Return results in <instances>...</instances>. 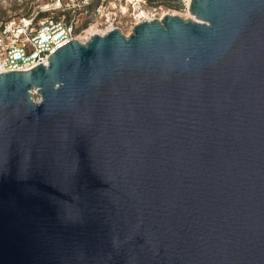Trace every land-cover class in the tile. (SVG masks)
I'll use <instances>...</instances> for the list:
<instances>
[{
	"label": "water",
	"instance_id": "water-1",
	"mask_svg": "<svg viewBox=\"0 0 264 264\" xmlns=\"http://www.w3.org/2000/svg\"><path fill=\"white\" fill-rule=\"evenodd\" d=\"M188 12L0 73V264H264V0Z\"/></svg>",
	"mask_w": 264,
	"mask_h": 264
},
{
	"label": "built area",
	"instance_id": "built-area-1",
	"mask_svg": "<svg viewBox=\"0 0 264 264\" xmlns=\"http://www.w3.org/2000/svg\"><path fill=\"white\" fill-rule=\"evenodd\" d=\"M84 1L70 5L63 0H46L27 15L0 21V73L29 70L39 63L46 65L48 56L66 42L75 39L84 43L93 35L119 28L114 23L118 16L115 6L111 9L113 18L106 16L105 24L93 21L83 25L79 16L87 12ZM189 3L190 0L180 2L181 10L187 14ZM105 7V1L101 0L95 11L100 13ZM164 14L161 7L154 6L145 15L135 16L131 28L143 20H160Z\"/></svg>",
	"mask_w": 264,
	"mask_h": 264
},
{
	"label": "rangeland",
	"instance_id": "rangeland-1",
	"mask_svg": "<svg viewBox=\"0 0 264 264\" xmlns=\"http://www.w3.org/2000/svg\"><path fill=\"white\" fill-rule=\"evenodd\" d=\"M70 5L76 4L84 0H63ZM101 0H86L85 13L81 14L80 20L83 25L92 23L93 21L101 22L105 24V17L113 18L111 15V9L115 6V10L118 12V16L114 23L119 27L121 32L125 35H129L132 28L131 24L133 18L137 15H145L147 10L156 6L161 7L163 12L166 14H176L183 18H190V14L182 11L180 8L181 0H104L105 9L102 12H96L95 8ZM46 0H0V21H3L12 16L27 15L36 5L45 3ZM90 4V5H89ZM113 9V10H114ZM125 12V13H120Z\"/></svg>",
	"mask_w": 264,
	"mask_h": 264
},
{
	"label": "bare ground",
	"instance_id": "bare-ground-1",
	"mask_svg": "<svg viewBox=\"0 0 264 264\" xmlns=\"http://www.w3.org/2000/svg\"><path fill=\"white\" fill-rule=\"evenodd\" d=\"M190 18L194 19V17L191 15Z\"/></svg>",
	"mask_w": 264,
	"mask_h": 264
},
{
	"label": "trees",
	"instance_id": "trees-1",
	"mask_svg": "<svg viewBox=\"0 0 264 264\" xmlns=\"http://www.w3.org/2000/svg\"><path fill=\"white\" fill-rule=\"evenodd\" d=\"M148 1H150V2H151V1H153V0H148ZM88 7H89V6H88Z\"/></svg>",
	"mask_w": 264,
	"mask_h": 264
}]
</instances>
